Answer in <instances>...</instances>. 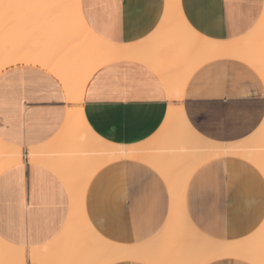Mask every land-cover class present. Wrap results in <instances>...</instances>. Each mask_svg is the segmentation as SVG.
Listing matches in <instances>:
<instances>
[{
    "label": "crops",
    "instance_id": "obj_1",
    "mask_svg": "<svg viewBox=\"0 0 264 264\" xmlns=\"http://www.w3.org/2000/svg\"><path fill=\"white\" fill-rule=\"evenodd\" d=\"M180 2L192 28L217 41L246 38L264 14V0ZM81 8L88 26L103 39L138 44L158 30L166 0H81ZM181 64L174 72L166 56L157 64L135 59L109 62L91 76L81 104L69 102L60 78L41 64L19 62L0 71V139L24 154L21 162L0 171V238L26 248L28 258L20 264H46L31 260L30 249L58 246L68 220L81 208L82 218L107 240L150 245L167 233L175 239L170 258L180 254L179 233L173 235L169 229L174 200L156 168L140 159H121L104 165L84 183L77 177L86 178L87 171L69 164V158L64 163L75 168L63 164V171L72 174L49 164L58 160L56 154L46 155L48 165L31 161L29 152L49 148L63 130L69 108L77 106L97 135L127 146L175 142L169 114L173 107L182 108L193 130L213 142L238 144L259 131L264 122V78L253 65L234 56L218 57L184 76ZM77 152L75 148L74 157ZM73 182L78 183L75 188L85 184L84 191L76 189V194ZM183 206L203 235L219 241L245 240L264 223V174L242 156L211 158L190 176ZM57 246L51 249L67 255L69 246L65 251ZM113 264L150 263L130 259ZM207 264L253 263L230 257Z\"/></svg>",
    "mask_w": 264,
    "mask_h": 264
},
{
    "label": "bare ground",
    "instance_id": "obj_2",
    "mask_svg": "<svg viewBox=\"0 0 264 264\" xmlns=\"http://www.w3.org/2000/svg\"><path fill=\"white\" fill-rule=\"evenodd\" d=\"M180 1L166 0L162 22L149 40L138 44H118L103 39L88 26L83 17L81 0H29L28 5L31 7L27 6V15L23 16L29 24V30L35 34L34 46L30 44L33 47H29L30 38L28 42L19 39V44L15 43L18 39H12V36L9 39L5 37L3 41L6 40L7 43L4 44L1 39L0 71L19 62L41 64L60 78L69 102L77 104L82 103L85 87L94 72L101 66L119 59H135L157 64L166 56L172 62L174 72L182 62L181 68L184 63L182 72L184 76L185 74L189 76L204 62L218 57L234 56L253 65L264 78L262 34L264 14L256 29L246 38L217 41L201 35L192 28L184 16ZM180 92L181 85L177 89V93ZM169 114L173 117L171 128L175 142L153 140L147 145L127 146L101 138L88 125L83 108L70 107L57 140L46 150L44 147L32 148L29 159L44 163L46 155L56 154L58 160L55 162L53 159L49 164L53 168L56 166L61 168V171L64 166L68 168V164L65 163L69 162L75 167L79 166V169L85 168L82 169L87 171L85 175L88 177L82 179L83 176L77 175L79 176L77 179L85 180L84 183H88L104 165L117 160L136 158L150 164L169 184L174 200L173 221L169 229L173 231V235L179 233L180 241L177 245L180 254L176 258H170V247H175V239L168 238L167 233L150 245L123 244L107 240L82 218L78 212L82 209L80 206L81 209L76 208L78 215L74 214L68 220L69 225L60 239L62 242L59 240L58 246L56 244L58 250L60 246L63 250L69 246L70 251L67 248L64 250L67 255L62 254L63 252L57 254L59 251H55L56 246H52L55 252L52 247H49L51 251L47 249L48 247L31 248L29 253L31 260L46 264H113L130 259L144 260L150 264H207L220 258L243 257L253 264H259L262 259L261 240L264 237V223L255 234L242 241L211 239L203 235L188 220L183 199L190 176L211 158L242 156L264 174V122L259 131L245 142L218 143L205 139L194 131L185 119L182 108L173 107ZM60 146L65 148L60 149ZM75 148L78 150L76 157L75 153L73 154ZM23 156L22 148L0 139V171L21 162ZM46 163L48 164L47 161ZM66 168L65 171L74 170ZM65 171L63 172L66 173ZM66 174L63 175L66 178L67 176L69 179L73 176L76 178V175ZM75 182L72 183L73 186ZM82 184L77 186L80 188L74 186L75 190L81 192V187L85 186ZM71 190V193L75 191ZM66 241L68 243H65ZM27 258L26 248L8 244L0 238V264H20Z\"/></svg>",
    "mask_w": 264,
    "mask_h": 264
},
{
    "label": "rangeland",
    "instance_id": "obj_3",
    "mask_svg": "<svg viewBox=\"0 0 264 264\" xmlns=\"http://www.w3.org/2000/svg\"><path fill=\"white\" fill-rule=\"evenodd\" d=\"M28 3L29 0H0V42L5 37L9 39L12 36V39H18L15 43L19 44V39H25L28 42L30 38L29 47L34 46L33 40L35 39V34L29 30V24L23 16V14L27 15ZM20 16L21 18H19ZM4 42L7 43L6 40L3 41V44Z\"/></svg>",
    "mask_w": 264,
    "mask_h": 264
},
{
    "label": "snow or ice",
    "instance_id": "obj_4",
    "mask_svg": "<svg viewBox=\"0 0 264 264\" xmlns=\"http://www.w3.org/2000/svg\"><path fill=\"white\" fill-rule=\"evenodd\" d=\"M24 6V5H22ZM28 7H31V5H27ZM259 123V121H258ZM261 252H262V259L260 260L259 264H264V237H262L261 240Z\"/></svg>",
    "mask_w": 264,
    "mask_h": 264
}]
</instances>
